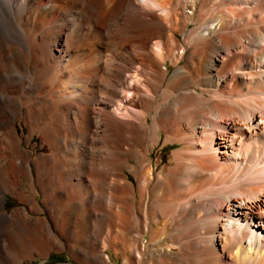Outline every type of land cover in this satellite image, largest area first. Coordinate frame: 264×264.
<instances>
[{
    "label": "bare ground",
    "instance_id": "6f19581e",
    "mask_svg": "<svg viewBox=\"0 0 264 264\" xmlns=\"http://www.w3.org/2000/svg\"><path fill=\"white\" fill-rule=\"evenodd\" d=\"M7 192L31 215L7 214ZM60 192L111 206L76 240ZM53 248L264 264V0H0V264Z\"/></svg>",
    "mask_w": 264,
    "mask_h": 264
},
{
    "label": "rangeland",
    "instance_id": "374dc122",
    "mask_svg": "<svg viewBox=\"0 0 264 264\" xmlns=\"http://www.w3.org/2000/svg\"><path fill=\"white\" fill-rule=\"evenodd\" d=\"M172 69H173V66H169V71H171ZM17 126H18L19 132H22L23 134H25V132H27V129H26L24 124H23V126H21L19 123H17ZM32 143L36 147V153H40V154H49L50 153V149L48 146H46L44 144V140H43L42 136L35 135L33 137ZM176 147H177V145H170L158 155L159 158L161 157L164 159V162L161 163L160 167H158L155 170L156 177H161L164 174V170H161V168L165 163H167V165L165 167L168 166L171 153ZM98 175H100V177L105 176V174H103V173L97 174V176ZM48 182H49L48 186H51V188L49 189L50 192L54 193L55 191L57 192L58 188L61 189V187H58L59 183H54L51 180H49ZM68 183H70V182L68 181ZM105 188H106V191H109V190H107L108 189L107 186ZM51 189L52 190L55 189V190L52 191ZM70 190H72V189L71 188H69V190L67 189L68 192ZM72 191H74V190H72ZM25 192L26 193L31 192L30 188L28 186H26ZM55 196H58V201H60L61 203L59 202L56 205L51 203V206H53V208H54L52 212L55 213L54 215H55V217L57 216L56 218H58V219L61 218V216L65 217V218L66 217L70 218L69 219V220H71L70 229H72V231L74 230L73 232L76 235L75 234H73V235H74V237H76V240H77L78 235L89 230V228L86 227L87 222L90 221L87 218L88 213L91 210H93V208H95V210H97V209L100 210V208H102L101 210L105 212L107 210L106 208H109L108 205L111 204L110 199L106 196V197H102L100 199V201H95V202L90 203V207H89V205L88 206L85 205V207H78V208H74V205L66 207L67 203L69 202V199L72 198L71 197L72 195H70L69 193H61L60 192V193L56 194ZM37 199L38 200L41 199V196L39 193H37ZM4 201H5L4 207H5V211L7 214L12 215L14 213V210L18 209L19 212H21L22 216L31 215V213L28 210L24 211V207H25L24 203L22 201H20L16 196L7 192L6 195H4ZM66 201H68V202H66ZM40 204L43 207V204L42 203H40ZM64 204H65V206H64ZM48 207H50L49 204H48ZM67 209H69V210H67ZM103 209H105V210H103ZM26 212H28V213H26ZM41 215L44 216V215H46V213L42 211ZM91 221L96 225L94 229L98 232H101V234L104 235L106 228L105 227L103 228V226H100L102 221L100 219H96V216H94V215L92 216ZM144 243H147L146 238L144 239ZM107 249H106V253H108L110 260L113 261L114 264H122L121 257L116 256L111 248H107ZM160 249L163 251L167 250V249L170 251H174V250H176V245L173 242H168L165 245H163V247H161ZM26 259H27L25 261L26 264H77L76 260H74L69 255V253L66 249H56V248H53V250L52 249L50 250L49 257H40L37 253H35V258L30 259L29 257H26ZM82 259H85V257L80 256V260H82Z\"/></svg>",
    "mask_w": 264,
    "mask_h": 264
}]
</instances>
